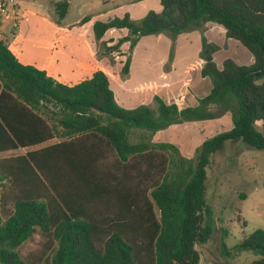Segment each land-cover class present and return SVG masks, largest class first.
I'll use <instances>...</instances> for the list:
<instances>
[{
  "label": "trees",
  "instance_id": "obj_1",
  "mask_svg": "<svg viewBox=\"0 0 264 264\" xmlns=\"http://www.w3.org/2000/svg\"><path fill=\"white\" fill-rule=\"evenodd\" d=\"M159 3L160 13L148 11L139 21L124 14L94 22L95 40L124 29L129 35L107 49L132 47L142 36L166 32L174 40L199 22H214L252 63L227 58L218 68L219 46L202 37L200 76L211 88L198 106L179 109L154 97V106L127 109L102 70L68 86L20 63L0 40V154L25 150L0 158V264H199L195 247L213 231L205 199L211 155L226 142L264 150V0ZM53 6L59 24L69 0ZM128 67L126 60L122 74ZM210 106L229 112L232 125L192 158L153 141L178 120L215 117ZM56 137L65 140L44 145ZM36 230L44 244L21 256L19 247ZM221 245L225 255L250 251L257 259L249 264H264V230L230 249Z\"/></svg>",
  "mask_w": 264,
  "mask_h": 264
},
{
  "label": "rangeland",
  "instance_id": "obj_2",
  "mask_svg": "<svg viewBox=\"0 0 264 264\" xmlns=\"http://www.w3.org/2000/svg\"><path fill=\"white\" fill-rule=\"evenodd\" d=\"M60 1L63 0H15L18 21L0 22V40L13 52L18 50L33 60L41 53L54 55V50L67 56L73 55L75 49L87 50L89 58L109 73L114 99L123 108L154 106V97H160L168 104L174 103L179 109L198 106V100L211 88L210 81L200 76L202 37L219 46L213 54L218 67L227 58L238 65L252 62L250 53L237 41L227 39L224 29L214 22H199L174 40L165 32L142 36L132 47L130 42H124L118 48L108 50L128 36V31L110 29L101 40H95L94 22H106L124 14L139 21L148 11L161 12L159 0H69L67 14L56 24L57 12L53 3ZM84 18L86 20L82 22ZM126 60L129 67L127 74H122ZM208 111L215 117L178 120L158 131L153 141L173 144L184 157L192 158L195 149L204 141L232 125L229 112L217 106H210ZM62 140L65 138L56 137L44 145ZM24 152L0 154V158ZM205 185L213 231L205 244L195 247L199 264L251 263L257 256L250 251L230 257L224 254L221 243L230 249L251 232L264 230V150L253 149L240 141L226 142L210 157ZM43 244L44 239L36 230L21 244L19 253L25 257L39 251Z\"/></svg>",
  "mask_w": 264,
  "mask_h": 264
},
{
  "label": "crops",
  "instance_id": "obj_3",
  "mask_svg": "<svg viewBox=\"0 0 264 264\" xmlns=\"http://www.w3.org/2000/svg\"><path fill=\"white\" fill-rule=\"evenodd\" d=\"M1 26L2 25H0V29H1ZM8 49L13 53V55L17 58V60L20 63L24 65H32L39 70H43L46 72L48 76H50L57 82H60L68 86L75 85L79 83L80 81L91 77L92 73L97 70H102L109 78V73L104 68L96 64V62H94L91 58H89L88 51L85 49L83 50L75 49L76 51L74 50L72 51L73 55H69V56L65 55L63 52L54 50V52H52L54 53V55H51V54L48 55V53H41L40 55L37 54L34 60L26 58L25 56H23L21 52L19 53L18 50L13 52L11 48H8ZM19 54L20 56L18 57ZM22 58L25 60H23ZM220 67H221V64H220ZM109 82H110V79H109ZM1 154H6V153H1Z\"/></svg>",
  "mask_w": 264,
  "mask_h": 264
},
{
  "label": "built area",
  "instance_id": "obj_4",
  "mask_svg": "<svg viewBox=\"0 0 264 264\" xmlns=\"http://www.w3.org/2000/svg\"><path fill=\"white\" fill-rule=\"evenodd\" d=\"M18 21V6L15 0H0V22Z\"/></svg>",
  "mask_w": 264,
  "mask_h": 264
}]
</instances>
